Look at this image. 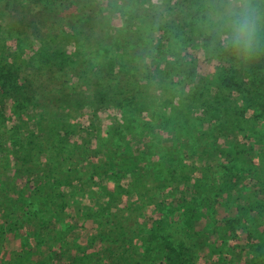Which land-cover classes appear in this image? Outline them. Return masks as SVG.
<instances>
[{
	"label": "rangeland",
	"instance_id": "obj_1",
	"mask_svg": "<svg viewBox=\"0 0 264 264\" xmlns=\"http://www.w3.org/2000/svg\"><path fill=\"white\" fill-rule=\"evenodd\" d=\"M149 1L80 0L73 13L59 16L63 22L51 24L46 19L47 34L62 35L67 63L62 67L56 63L48 73L40 68L34 73L15 68L8 72L20 83L29 80V89L4 90L8 80L2 67L9 62V46L0 34L4 87L0 91V264H67L87 248L95 250L92 264L135 262L141 258L138 242L153 227L165 230L175 244L191 245L194 264H260L249 254L260 248L264 256L259 238L240 257L246 259L218 261L207 249L198 248L186 231L181 194L172 176L184 162H198L193 147H207L203 154L209 164L207 178L224 170L226 162L247 176L248 191L236 192L235 198L258 208L259 231L264 235V92L251 100L248 113L242 107L225 109L221 120L204 130L207 116L198 107L185 106L190 123L186 129L183 118L180 127L175 114L181 106L174 104V95L183 94L186 78L180 70H171L163 81L158 79L172 65L164 61L168 55L156 53L157 23L164 16L196 27L187 52L197 59L195 79L204 83L221 60V49L207 39L208 33L214 34L212 18L221 11V0L200 4L177 0L170 17L163 10L155 11ZM202 6L210 11L196 17L195 10ZM73 28L77 33H72ZM53 50L52 58L59 60L57 49ZM241 70L237 80L251 81V75ZM168 99L173 100L171 105ZM116 114L126 117V122L120 124ZM132 117L134 126L128 124ZM232 143L244 150L243 161H233L225 149ZM141 145V161H131ZM81 147L89 148L87 153L95 160L92 168L101 175L91 190L90 183L74 182L75 193L69 189L67 196L59 180L76 166ZM35 173L41 175L35 178ZM35 179L44 180L43 196L31 191ZM191 190L189 185L187 191ZM67 201L73 212L95 214L96 228L86 227L78 235L81 215L76 213L72 219L76 229L70 228V222L63 220Z\"/></svg>",
	"mask_w": 264,
	"mask_h": 264
},
{
	"label": "trees",
	"instance_id": "obj_2",
	"mask_svg": "<svg viewBox=\"0 0 264 264\" xmlns=\"http://www.w3.org/2000/svg\"><path fill=\"white\" fill-rule=\"evenodd\" d=\"M176 1L150 0L148 5L155 11L159 9L167 12L170 17L175 14L177 6H174V3ZM202 1L195 0V3L200 4ZM79 2L80 0H0V34L4 39L7 38L9 46V49L6 50L9 55V62L3 64L2 67L5 71L4 77L8 81L3 84L5 88L0 84L1 92L2 87L5 91L15 87L20 89L30 88L29 80L20 83L17 79L9 77V71L17 69L25 73H34L40 68L44 73H48L52 70L51 66L56 67V63L60 67L67 63L65 56L68 48L61 40L62 35L56 32H50L48 35L44 25L46 19L51 20V24L53 22H63L64 20L59 16H65L64 12L66 11L73 13L71 9L78 6ZM225 4L226 0H221V11H223ZM252 4L261 14H264V0H252ZM85 9L88 12L92 11L88 8ZM205 11H210V9L208 7L204 8V6L199 7L195 10V16L198 17L200 14H204ZM178 19L162 16L158 21L156 53L160 56L168 55V58L164 61L170 62L172 65L171 69L158 76L160 81L169 76L171 70H180L186 78L183 94H180V96L174 95V104L177 102L181 106L175 114V120L177 122L181 121L180 127L184 126L183 118H186V129L189 126V115L188 113L184 115L183 109L188 105L190 109L200 108L201 113L207 116V119L202 123V130L207 125L217 124L221 120L222 112L225 109L231 111L233 107H242L248 113L252 109L251 100L264 92V25L261 27L258 47L249 58L237 54L230 47H225L220 38L215 40L216 30H213L214 34L208 33L209 37L207 39L217 43L218 48L221 49V60L216 69L207 76L206 81L198 83L195 79L198 70L197 59L193 54L187 52V47L195 39L196 27L192 24H185V22ZM72 33H77V29L73 28ZM53 48L57 49L59 60L52 58ZM45 58L48 59V62ZM156 59H159V57L156 56ZM41 64L42 66H40ZM159 68L162 69L161 64ZM241 69L251 75V81L240 83L237 80V72ZM167 101V104L170 105L173 102L170 99ZM26 104L36 107L33 101L26 100ZM43 107L41 105L39 109ZM120 109L124 108L120 107ZM24 113L28 114V112ZM26 115L23 114L22 118L26 119ZM239 115L241 116V114ZM115 117L120 120V124L121 121L126 122V117L122 119L117 114ZM133 119L136 118L132 117L128 121L131 126H134ZM19 143L16 142V144ZM229 146L224 147L232 160L235 162L243 161L245 158L244 150L239 148L236 143L229 144ZM140 148L142 150L136 151L130 156L132 157L131 161H141L144 151L142 145ZM193 148V158L199 156L198 162H184L180 165L179 171L176 170L172 176L174 188L178 189L181 194L180 208L186 231L196 242L193 243L200 249H207L208 253L213 258L216 257L218 261L239 259L241 256H245L249 245L256 238L260 239L258 246L264 250V235L260 234L259 231L261 225L258 222V208L250 203L237 202L235 198L236 192L248 191L247 176L238 173L232 165L226 162L224 170L211 178H207L206 172L209 171V164L203 154L208 152V148L200 145ZM91 149H95L94 146H91ZM219 149H221V152L224 150L221 147ZM87 151L89 152V148L81 147L78 163L75 167L65 171L63 178L59 180L61 189L67 193V196L69 189L73 194L75 193L73 190L74 182H78L80 186L90 183L87 189L91 190V188H94V181L100 178L101 174L96 171V167L95 169L92 168L95 160L90 158ZM40 175V173H35L33 176L37 178ZM43 183L44 180L35 179L31 186L33 194L44 195L46 185ZM189 185L192 186L191 192L187 191ZM69 205L67 201L64 206L66 216L63 220L67 223L70 222V228L76 229L72 222L73 215L74 213L81 215L78 235L86 227L96 228L97 218L95 214H92V212L84 213L79 209L73 212ZM9 231L13 230L9 229ZM95 237L96 235L92 233V238ZM95 241L99 240L95 239ZM137 247L139 248L138 253H141V258L137 261L108 264H194L195 256L192 246L183 242L175 244L162 228H151L149 234H145L140 239ZM259 249L257 248L249 254L253 253L255 259L260 264H264V256L259 253ZM94 254L95 250L93 248H87L82 250L81 256L76 257L74 261L67 264H92ZM96 255H99V252Z\"/></svg>",
	"mask_w": 264,
	"mask_h": 264
},
{
	"label": "clouds",
	"instance_id": "obj_3",
	"mask_svg": "<svg viewBox=\"0 0 264 264\" xmlns=\"http://www.w3.org/2000/svg\"><path fill=\"white\" fill-rule=\"evenodd\" d=\"M212 22L225 47L245 58L255 53L264 14L256 9L252 0H226L223 11H217Z\"/></svg>",
	"mask_w": 264,
	"mask_h": 264
}]
</instances>
